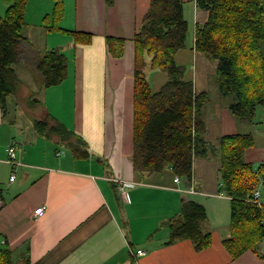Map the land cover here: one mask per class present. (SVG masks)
Instances as JSON below:
<instances>
[{
    "label": "crops",
    "instance_id": "obj_1",
    "mask_svg": "<svg viewBox=\"0 0 264 264\" xmlns=\"http://www.w3.org/2000/svg\"><path fill=\"white\" fill-rule=\"evenodd\" d=\"M56 2L62 11L57 27L89 33L88 43L52 28ZM149 4L27 0L22 34L30 46L13 64L17 87L0 107V243L5 239L13 264H264V237L256 252L234 259L222 243L229 236L230 199L219 191L217 151L222 136L250 134L253 144L243 158L253 167L264 162V116L240 120L228 109L232 96L217 93L215 62L194 48L195 27L207 17L195 0H183L188 31L174 59L195 93L207 94L201 109L205 154L194 158L189 181L174 182L169 167L151 174L133 170V36ZM107 36L124 39L120 57L109 53ZM53 48L66 58V75L45 88L36 63ZM149 59L145 75L156 92L167 76ZM35 121L47 127L39 130ZM58 125L72 132V146L48 130ZM10 145L16 146V166L7 162ZM72 147L87 156L76 157ZM119 181L133 186L119 190ZM186 200L205 208L201 228L211 240L202 250L187 239L166 243L168 221ZM38 207L43 212L34 215ZM138 249L145 254L136 255Z\"/></svg>",
    "mask_w": 264,
    "mask_h": 264
},
{
    "label": "trees",
    "instance_id": "obj_2",
    "mask_svg": "<svg viewBox=\"0 0 264 264\" xmlns=\"http://www.w3.org/2000/svg\"><path fill=\"white\" fill-rule=\"evenodd\" d=\"M7 7L0 13V107L15 92L17 78L13 64L30 43L22 34L27 0H4ZM111 6L114 0H103ZM196 7L207 17L194 31V48L215 62L217 88L222 96L230 95V113L240 120L251 121L257 106L264 108V0H195ZM61 6L55 3L52 28L70 35L75 43H88L91 35L57 27ZM188 24L183 15V0H150L140 26L133 36V170L151 174L169 167L173 176L189 181L195 157L205 154L204 122L201 109L205 92L195 93L193 84L184 78V67L175 62V53L185 47ZM124 39L106 37L109 53L120 57ZM145 56L149 66L164 72L167 81L152 92L145 75ZM45 88L63 81L66 58L58 49L43 52L36 63ZM34 125L42 130L44 121ZM68 140L72 132L64 126L48 127ZM250 134L224 135L217 146L219 156V191L230 199L229 236L222 241L232 259L247 250L256 252L264 237V162L256 167L245 162L244 151L252 146ZM72 146V145H71ZM76 157H86V150L72 147ZM261 205L249 199L257 189ZM206 218L202 204L186 200L180 213L168 221L166 243L189 240L196 250L210 244L211 236L201 223ZM0 264H13L4 239L0 243Z\"/></svg>",
    "mask_w": 264,
    "mask_h": 264
},
{
    "label": "built area",
    "instance_id": "obj_3",
    "mask_svg": "<svg viewBox=\"0 0 264 264\" xmlns=\"http://www.w3.org/2000/svg\"><path fill=\"white\" fill-rule=\"evenodd\" d=\"M7 162L11 165H18L19 163L16 160V146L15 145H10L7 149ZM15 175L14 173H12L10 175V181H12L14 179ZM174 182H178L179 181V177L178 176H174L173 178ZM133 183H127V182H123V181H119V190H123L127 187H132ZM251 202L256 203L257 205H261L262 203V199H261V192L260 189L257 188L251 195L250 199ZM43 212V208L42 207H38L34 210V215H41ZM145 252L141 249L136 250V255H144Z\"/></svg>",
    "mask_w": 264,
    "mask_h": 264
},
{
    "label": "rangeland",
    "instance_id": "obj_4",
    "mask_svg": "<svg viewBox=\"0 0 264 264\" xmlns=\"http://www.w3.org/2000/svg\"><path fill=\"white\" fill-rule=\"evenodd\" d=\"M7 7V2L4 0H0V13L3 14L5 8ZM35 80V79H34ZM218 93V90H217ZM255 121H261L263 116H264V108L261 106H257L256 111H255ZM264 122V120H263ZM68 151V149H66Z\"/></svg>",
    "mask_w": 264,
    "mask_h": 264
}]
</instances>
